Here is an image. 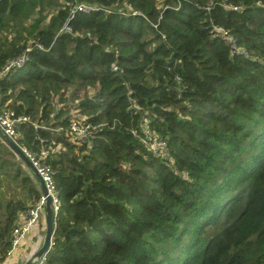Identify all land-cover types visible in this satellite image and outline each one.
<instances>
[{"label": "trees", "instance_id": "obj_1", "mask_svg": "<svg viewBox=\"0 0 264 264\" xmlns=\"http://www.w3.org/2000/svg\"><path fill=\"white\" fill-rule=\"evenodd\" d=\"M78 1L93 9L69 14ZM27 45L0 112L47 149L59 203L41 264H264V0H0V68ZM64 94L101 123L84 143L65 135ZM2 142L0 263L39 195Z\"/></svg>", "mask_w": 264, "mask_h": 264}, {"label": "built area", "instance_id": "obj_2", "mask_svg": "<svg viewBox=\"0 0 264 264\" xmlns=\"http://www.w3.org/2000/svg\"><path fill=\"white\" fill-rule=\"evenodd\" d=\"M92 9L93 6L91 4L84 1H78L71 6V8L69 9V14L76 11L89 12ZM118 12L120 15H127L136 14L137 10L127 6L125 8H118ZM62 28L68 30L69 26L64 22ZM214 29L219 32L221 36H226L228 41L232 44V46H234L233 39L230 36L224 35L225 31L222 28L215 26ZM36 45L38 47H41L38 43H36ZM28 49L29 45L25 46V48L21 52L16 53L14 56L9 58L6 63L0 68V74L8 72L13 67L20 66L27 57L26 51ZM25 120V115L21 113H14L9 109L5 112H0V130L3 134L17 143V141L15 140L17 123ZM100 124L101 123L92 124L88 120H85L84 115L73 114L65 128V135L67 139L73 143H84L89 140L95 126ZM142 127V133L141 135H139L140 141L143 142L147 149L154 152L155 155L162 158L167 157L168 147L166 140L159 137L146 125H143ZM18 146L20 145L18 144ZM20 148L28 157L32 165L35 167L36 172L40 176V179L42 180L46 189V194L50 196L49 206L51 214L54 216L58 209L59 200L54 187V181L51 177L50 166L45 159L47 156V149H41L38 153L34 154L27 151L21 146ZM43 213L44 195L39 191L38 197L17 214L13 223V227L11 229L9 237L10 247L6 251V255L9 254L10 250L18 244L21 237L32 228V226L38 221ZM42 260L43 256L39 257V259H37L34 264H41Z\"/></svg>", "mask_w": 264, "mask_h": 264}, {"label": "water", "instance_id": "obj_3", "mask_svg": "<svg viewBox=\"0 0 264 264\" xmlns=\"http://www.w3.org/2000/svg\"><path fill=\"white\" fill-rule=\"evenodd\" d=\"M0 137L1 139L8 144V146L11 148V150L18 156L20 160L30 169L32 175L35 177V179L38 182L39 190L44 195V216H45V231L43 235V240L39 248L35 251V253L24 263V264H34L39 257H42L46 250L48 249L50 245L51 240V234H52V217H51V211H50V196L46 194V189L44 187V184L42 180L40 179V176L36 172L35 167L32 165L28 157L24 154L20 146L18 144L11 140L9 137H7L5 134H3L0 130ZM4 264V263H0Z\"/></svg>", "mask_w": 264, "mask_h": 264}, {"label": "crops", "instance_id": "obj_4", "mask_svg": "<svg viewBox=\"0 0 264 264\" xmlns=\"http://www.w3.org/2000/svg\"><path fill=\"white\" fill-rule=\"evenodd\" d=\"M24 169L34 181L38 189V192H39L40 190H39L38 182L35 179V177L32 175L30 169L27 166H25ZM44 231H45V216L43 213L38 219V221L32 226V228L21 237L18 244L10 250L9 255L5 256L2 263L14 264V257L17 256L18 258L17 264H24L41 245L42 240H43ZM30 245L36 246L37 249L30 256H28L26 255V253H23V249L26 248L27 250V247H29Z\"/></svg>", "mask_w": 264, "mask_h": 264}, {"label": "rangeland", "instance_id": "obj_5", "mask_svg": "<svg viewBox=\"0 0 264 264\" xmlns=\"http://www.w3.org/2000/svg\"><path fill=\"white\" fill-rule=\"evenodd\" d=\"M89 94H91L92 93V90L91 89H88V91H87ZM62 99H63V102H61V103H59V102H56L55 103V106L57 107V106H59V105H62V104H65L66 106H69V112H71V113H73V114H78V115H83V114H80V113H77L76 112V109H74V107H72V104H71V102H74V101H76V99H68L67 98V96H66V94H64V96L62 97ZM72 107V108H71ZM0 139H1V137H0ZM2 140V139H1ZM3 141V140H2ZM3 143V146H4V148H6L7 146H8V144L7 143H5L4 141L2 142ZM9 147V146H8ZM59 146H56V147H53L52 148V150H55L56 148H58ZM1 149H3V147H0V155L1 156H6V155H4V153L3 152H1ZM7 157V156H6ZM8 158V157H7ZM22 164H23V166H24V168H25V164L22 162ZM37 249V247L36 246H29V247H27V250H26V248H24L23 249V253H26V255H28V256H30L35 250ZM10 253V252H9ZM7 255H9V254H7ZM17 262H18V258H17V256H15L14 257V264H17Z\"/></svg>", "mask_w": 264, "mask_h": 264}]
</instances>
